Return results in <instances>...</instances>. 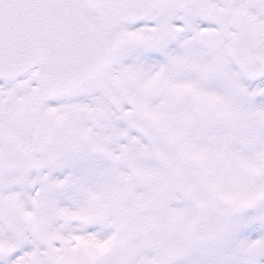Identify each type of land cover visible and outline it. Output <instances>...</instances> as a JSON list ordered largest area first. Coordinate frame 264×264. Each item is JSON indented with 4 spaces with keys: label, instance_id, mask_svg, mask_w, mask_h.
Wrapping results in <instances>:
<instances>
[{
    "label": "snow or ice",
    "instance_id": "obj_1",
    "mask_svg": "<svg viewBox=\"0 0 264 264\" xmlns=\"http://www.w3.org/2000/svg\"><path fill=\"white\" fill-rule=\"evenodd\" d=\"M0 264H264V0H0Z\"/></svg>",
    "mask_w": 264,
    "mask_h": 264
}]
</instances>
